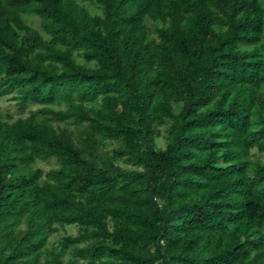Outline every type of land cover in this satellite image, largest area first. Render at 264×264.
Listing matches in <instances>:
<instances>
[{
    "label": "trees",
    "instance_id": "obj_1",
    "mask_svg": "<svg viewBox=\"0 0 264 264\" xmlns=\"http://www.w3.org/2000/svg\"><path fill=\"white\" fill-rule=\"evenodd\" d=\"M81 1L0 0V264H264V1Z\"/></svg>",
    "mask_w": 264,
    "mask_h": 264
},
{
    "label": "rangeland",
    "instance_id": "obj_2",
    "mask_svg": "<svg viewBox=\"0 0 264 264\" xmlns=\"http://www.w3.org/2000/svg\"><path fill=\"white\" fill-rule=\"evenodd\" d=\"M81 4L92 15H102V11L100 10V8H98L97 5H94L90 2H88L87 0H82ZM25 21L29 26L33 27L34 29L38 30L39 32H41L43 34V31L41 29V21L39 20V18H37L35 16H29V17H26ZM154 27L155 26L150 22L149 28H150V32L152 35L155 34L154 33L155 32ZM262 46H263V50H264V36H263V40H262ZM77 62L79 64H85V62L80 57H77ZM89 67L95 68L96 65H95V63H91V64H89ZM11 98L12 97H8V98H3L0 100V112L3 113L4 116L7 119H10L11 121H15L19 117L26 118L28 116V113H26L25 115H20L17 112V109L15 107L16 106L15 102L12 101ZM97 105L100 106L101 101H99V103ZM38 108L39 107H32L30 110H36ZM62 127L68 128L69 130L74 132L75 135H77V136L82 132V127H80L79 125H76L74 123L65 124ZM167 128H168V126H163V127L157 128L161 133L160 137L157 139L158 150H164L167 146ZM116 148H117L116 144L108 142L107 146L100 150V154H110ZM251 158H252L251 159L252 161L259 160L264 164V154H261L257 151H253ZM117 164L124 167V168H127V169H133L132 166H129L122 161H119ZM34 168L40 169L44 172V174H47L51 170H58L60 168V165H59L57 160L52 159L48 162L38 161L35 164ZM24 230H25V226L20 228V231L23 232ZM82 233H83L82 229L78 226H66V227L58 226V232L55 233L53 236H51L48 240V243H47L46 248L44 249V255L41 258L40 264H45L46 261H48L50 259V254L52 252H60L63 240H65L68 237L76 238V237L80 236ZM86 245H87L86 243H82V244L73 245L72 247H70L66 251L65 255L62 258L63 264H85L83 261L75 258V253H76L77 249L83 248Z\"/></svg>",
    "mask_w": 264,
    "mask_h": 264
}]
</instances>
